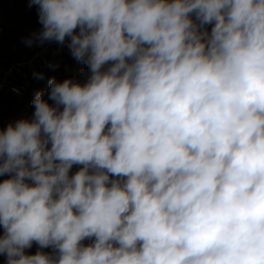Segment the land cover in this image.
<instances>
[{
	"label": "clouds",
	"instance_id": "1",
	"mask_svg": "<svg viewBox=\"0 0 264 264\" xmlns=\"http://www.w3.org/2000/svg\"><path fill=\"white\" fill-rule=\"evenodd\" d=\"M29 2L90 75L0 129L7 264H264V0Z\"/></svg>",
	"mask_w": 264,
	"mask_h": 264
},
{
	"label": "trees",
	"instance_id": "2",
	"mask_svg": "<svg viewBox=\"0 0 264 264\" xmlns=\"http://www.w3.org/2000/svg\"><path fill=\"white\" fill-rule=\"evenodd\" d=\"M207 27L210 31L211 25ZM37 28H42L38 19L37 6H30L29 0H0V51H3L7 46L20 47L27 44L26 40L32 37L34 33H37L35 31ZM48 43L51 42L46 41L40 44L34 41L33 45L36 46V50H39ZM32 52H29L28 55L30 56ZM62 60V66L57 69L55 74L52 73L49 76H44L43 79L31 77L30 80L33 83L32 85L37 86L41 84L46 87L50 78H55L58 82H62L66 78H71L80 83L87 81L90 72L86 64L73 58V56H62ZM0 62L3 63V61ZM8 65L9 64L4 62L5 69ZM0 76H2L1 72ZM12 76L13 75H11L10 78H12ZM27 90L29 93L31 87L29 86ZM27 90L24 89L25 95L22 96L14 91L12 87L4 85L0 88V129L5 128L11 118L16 117L21 110L31 111L29 102H25V97L28 95ZM31 96H29L28 99H31ZM80 167L82 166L74 164L70 170V174H74ZM2 234L3 228L0 227V235ZM37 247L38 245L33 242L32 247L25 249V252L27 254H32Z\"/></svg>",
	"mask_w": 264,
	"mask_h": 264
},
{
	"label": "rangeland",
	"instance_id": "3",
	"mask_svg": "<svg viewBox=\"0 0 264 264\" xmlns=\"http://www.w3.org/2000/svg\"><path fill=\"white\" fill-rule=\"evenodd\" d=\"M41 30L42 28L35 29L37 33ZM29 52H32L30 56L28 55ZM62 56H72L67 40L63 45L53 41L44 45L43 48L39 50H36V46L33 44L31 46L25 44L20 47L7 46L5 49H3V51H0V61H3V63L0 62V72L2 73V76H0V88L4 85L7 87H12L14 91L23 96L25 95L24 89L27 90L29 86L31 87L29 93L27 90L28 95L25 97V102H29L31 111L21 110V112L16 117L11 118L9 123L14 124L18 119L22 118L29 120L33 118V98L37 92H41L43 94V98L47 100L49 104H54V102L49 99V85L46 87L42 86L41 84L37 86L32 85L33 83L31 82L30 78L35 77L34 73H43V76H49L52 73L55 74L57 69L61 68L62 66ZM4 62L9 64L6 69L4 68ZM11 75H13L12 78H10ZM29 96L32 98L28 99ZM5 178H7V176H0V181ZM92 242L93 241L90 239H85L83 244L89 245ZM37 251L53 254L54 250L51 247L40 249L38 246L32 254H35ZM0 264H7V257L0 255Z\"/></svg>",
	"mask_w": 264,
	"mask_h": 264
}]
</instances>
